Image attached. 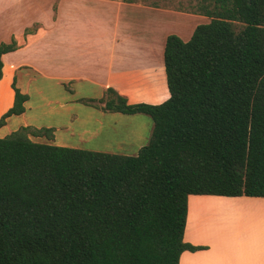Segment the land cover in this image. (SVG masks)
Segmentation results:
<instances>
[{
  "label": "trees",
  "instance_id": "obj_1",
  "mask_svg": "<svg viewBox=\"0 0 264 264\" xmlns=\"http://www.w3.org/2000/svg\"><path fill=\"white\" fill-rule=\"evenodd\" d=\"M211 2L188 40L165 39V101L100 99L151 117L136 155L55 145L51 127L0 137V264H178L205 249L183 240L189 195L264 197V0ZM24 43H0V79ZM11 87L0 126L25 111Z\"/></svg>",
  "mask_w": 264,
  "mask_h": 264
},
{
  "label": "rangeland",
  "instance_id": "obj_2",
  "mask_svg": "<svg viewBox=\"0 0 264 264\" xmlns=\"http://www.w3.org/2000/svg\"><path fill=\"white\" fill-rule=\"evenodd\" d=\"M8 6L0 7V43L10 42L12 38L20 42L23 36L32 38V46L25 53L10 55L4 58L3 77L0 79V116L12 105L13 90L11 83L28 95L24 104L25 111L20 115H12L0 126V137H4L21 126L35 128L51 127L54 138L50 143L66 147L98 152L135 155L138 150L125 148L124 144L135 142L136 147L147 144L152 119L146 114L127 115L114 111H106L100 99L112 96L96 83L90 63L91 57L86 55L83 44L75 46V50L65 49L74 39H85V36L108 35L112 27L107 23L106 10L102 7L78 9L68 19L59 22L56 28L51 22L61 19V14L68 11L70 3H84L82 0H10ZM92 2L96 0H91ZM117 2H133L148 5L155 9L128 7L122 15L124 21L133 27V32L144 30L158 40L165 39L168 34H176L188 40L198 24L210 21L204 15V9L212 6L211 0H113ZM28 4L39 5L31 9ZM63 10H65L63 12ZM149 10V11H148ZM155 10V11H154ZM167 12L163 14V12ZM169 13L171 15H169ZM106 15V16H105ZM41 16V17H40ZM76 16V17H74ZM156 16V21L154 17ZM160 16L164 23L157 22ZM32 17H40L32 19ZM126 20H125V19ZM32 19V20H31ZM105 20L106 24L102 21ZM30 22V23H29ZM44 22L45 28L42 26ZM24 35L19 34L29 25ZM56 37H58L56 39ZM62 38L60 42L59 38ZM31 63L34 71L15 69L18 63ZM90 65V66H89ZM101 79L103 76H101ZM161 77V75H160ZM163 86L150 92L141 90L125 92L128 103L149 102L159 104L165 101L167 91L164 70H162ZM47 141L43 137L34 138ZM135 151V152H134ZM132 153V154H130ZM222 208V212L238 219L237 226H248L264 232V208L247 206ZM234 206V205H233ZM219 211L206 206L197 211V221L212 226L214 214ZM234 220L233 218H230Z\"/></svg>",
  "mask_w": 264,
  "mask_h": 264
},
{
  "label": "crops",
  "instance_id": "obj_3",
  "mask_svg": "<svg viewBox=\"0 0 264 264\" xmlns=\"http://www.w3.org/2000/svg\"><path fill=\"white\" fill-rule=\"evenodd\" d=\"M82 1H86L85 4L70 3L68 11L63 10L65 14L60 15L62 18L52 21L51 24L53 28H56L59 22L67 20L68 15L70 19V16L79 11L78 9L89 10L90 8L98 9L102 7L106 10L107 23L112 27L110 29L112 30L111 34L85 36V39L77 38L72 40L69 46L64 47L76 52L75 46L78 44L84 45L87 57H91L86 63L91 64V68L88 69L95 75L92 79L96 83H100L104 90L110 87L121 95H124L125 92H133L134 94L138 90L152 92L158 86L162 87L164 85L162 79V70H164L163 50L167 36L165 39L158 40L147 31L144 32V30L134 33L132 25L127 24L121 15L128 7L155 8L133 2L121 3L113 0ZM10 3V0H0V7L8 6ZM28 5L31 9L35 7L40 8L39 5ZM156 12L161 11L157 10ZM164 13L167 14L165 11ZM169 15L171 14L169 13ZM40 17H32V19L38 20ZM157 18V22L160 24L164 23L162 21L163 17L162 20L160 16H157ZM102 22L108 25L105 20ZM29 26L30 24L25 26L19 34H13L12 36H17L18 38ZM42 26L45 28L44 22H42ZM41 35L37 34L35 37L28 36L27 38L23 36L25 43L17 50L2 55V62L6 56H14L21 52L25 53L34 44L32 38H37ZM59 40L62 42L61 37ZM33 67L31 63L27 62L14 65V68L18 70L21 68L24 70L34 69ZM100 75L103 76L102 79ZM124 145L125 148H134L135 151L141 147V145L136 147L135 142L131 141ZM235 203H239V206L250 204L252 207L255 205V207L264 208V197L188 196L183 240L192 245L204 246L205 249L182 252L178 264H264V232L248 226H237L238 219L222 212V208H229L231 206L237 208ZM206 206H212L215 210L219 211L218 214L215 212L213 217L214 222L210 227L206 222L200 223L197 221V211Z\"/></svg>",
  "mask_w": 264,
  "mask_h": 264
}]
</instances>
